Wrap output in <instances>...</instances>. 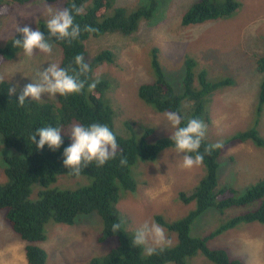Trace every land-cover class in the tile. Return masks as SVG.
Wrapping results in <instances>:
<instances>
[{"label":"rangeland","instance_id":"1","mask_svg":"<svg viewBox=\"0 0 264 264\" xmlns=\"http://www.w3.org/2000/svg\"><path fill=\"white\" fill-rule=\"evenodd\" d=\"M69 1L49 3L46 0H30L23 5L16 3L11 11H5L0 17V49L19 34L15 31L17 24L20 27L30 26L33 30L40 29L48 18V6L55 11L65 8ZM93 1L89 0L83 8H89ZM156 1L153 16L140 19L131 35L107 33L90 37L84 42L88 64L105 51L114 56L112 62L100 64L94 71L95 81L108 84L106 100L115 116L114 130L124 139L135 137L141 140L146 131L153 128L155 132L148 139L150 144L171 136L175 129L167 121L165 113L157 112L153 106L142 101L139 88L156 80L152 68L153 51H158L161 68L180 95L183 94L186 61L193 60V73L197 79L193 82L195 87H198L202 74L213 84L231 80L230 84L217 89L206 99L208 116L202 121L207 126L206 141L222 146L231 142L223 147L219 158V185L234 188L237 196H243L264 179V148L251 140H233L252 129H256L259 137L264 139V105L262 114L258 113L264 73L258 72L257 63L264 58V0H233L239 6L232 16L190 27L182 26V16L199 0ZM150 2L116 0L113 9H102L98 16L100 20L113 16L117 8H125L131 13L148 7ZM52 45L51 55L36 50L31 58L25 56L21 49L14 60L0 64V77L12 87L17 86L16 94H20L24 85L32 82L37 71L46 69L51 62L61 64L62 49ZM178 71L181 76L177 75ZM41 99L42 103L51 102L59 106V94L52 98L43 94ZM186 101L183 102L185 111L190 107ZM209 121H212L210 126ZM67 135L62 133V139ZM13 154L15 151L5 144L0 135V183L6 182L4 159ZM181 165V154L175 149H166L156 160H139L132 168V176L138 182L137 189L134 193L123 194L116 207L127 231L134 234L135 228H139L145 220L157 223V216L172 223L196 208L194 203L185 204L179 195L193 192L200 185L206 176V167L203 163L191 169ZM94 182V178L85 175H60L50 189L73 191L91 187ZM258 204L232 207L223 214L217 211L205 213L193 225L192 235L214 231L230 217L252 211L260 206ZM5 224L9 232L0 234V264H28L27 243L14 233L6 221ZM101 226V218L96 214L82 216L75 226L50 222L45 228L49 239L38 243L48 253L46 264H86L90 257L105 255L107 245L99 246L95 238L85 235H90L93 228ZM164 230L172 241L171 246H176L177 236ZM11 236H15L12 239L14 243L8 239ZM110 241L114 244V240ZM209 245L212 249L225 248L230 258L243 260L246 264H264V224L241 223L219 235ZM189 264L213 263L200 253Z\"/></svg>","mask_w":264,"mask_h":264},{"label":"trees","instance_id":"2","mask_svg":"<svg viewBox=\"0 0 264 264\" xmlns=\"http://www.w3.org/2000/svg\"><path fill=\"white\" fill-rule=\"evenodd\" d=\"M30 0H0V17L5 11H11L15 4L23 5ZM55 3L58 0H46ZM89 0H70L66 7L73 4L85 6ZM116 0H94L93 4L84 9L80 15L74 14V22L81 27L80 36L68 43L67 40L51 38V43L61 47L63 59L60 64L63 68L69 65L77 67L74 57L77 54L85 56L84 42L90 37H98L107 33H121L131 35L138 27L140 19H150L157 8V1L151 0L148 7L134 12L125 8H117L113 16L103 20L99 19L98 12L102 9L111 10ZM233 0H199L194 3L182 16V26L202 24L232 16L238 9ZM85 25L96 28L97 31L88 33L83 31ZM40 30L48 36L46 24ZM15 39H22L21 34L12 38L0 49V64L12 61L22 48L14 46ZM156 50V49H155ZM152 68L156 80L151 84H143L139 88V97L146 104L151 105L157 112H177L182 118L180 126H185L187 120L196 118L202 121L206 118V99L217 89L230 84L226 80L217 84L210 83L204 74L199 77L200 87L193 82L196 77L193 73L195 62L186 61V73L183 78V94H178L173 85L167 80L161 68L158 51H153ZM113 54L102 52L92 63L90 71L81 75L79 79L87 83L95 82V69L105 62L113 61ZM259 71L264 73V58L258 61ZM181 76L180 71L177 75ZM87 83L80 93L60 96L58 105L51 102H37L28 98L21 106L18 101L20 94L9 96L8 90L12 85L3 80L0 83V135L5 144L15 151V154L6 156L5 175L6 182L0 183V234L8 231L5 221L15 234L27 242L26 259L28 264H46L48 253L38 246V243L47 241L45 228L50 222L75 226L82 216L96 214L101 218L102 226L93 228L90 235L96 243L107 245L108 252L89 258L86 264H189V262L202 253L213 264H246L243 260L232 259L225 248L212 249L211 241L219 235L234 229L241 223L264 224V179L253 186L243 196H237L236 190L229 186L219 185V158L225 143L209 155L205 148L211 144L202 140L199 152L203 154V164L206 167V176L200 185L190 193H180V199L188 204L196 203V209L181 217L175 222L167 223L165 219L158 218L159 225L164 226L170 233L177 236V245L157 250L156 254L147 256L143 247L132 246L134 234L127 231L120 212L116 209L123 193H134L138 182L132 176V168L139 160L154 161L166 149H175L170 136L163 137L156 143H148V139L155 130L149 128L141 140L137 138L124 139L114 130V113L106 100V82H98L93 92L87 90ZM190 103L187 111L183 109V102ZM264 82L260 96L259 115L263 112ZM120 120V119H119ZM93 123L106 124L116 135L118 151L114 159L98 167L94 162L87 168H82L80 175H87L95 179L94 184L88 188L73 191H59L50 189L60 175H68L69 169L63 165V152L71 144L68 134L74 124L88 126ZM53 126L60 128L61 134L68 135L63 138L59 149L52 151L47 145L43 150L37 149L31 136L41 127ZM129 126V124H128ZM39 140V137H37ZM235 141H254L256 145L264 148V139L259 137L256 129L249 130L235 137ZM127 158V165L121 166V158ZM71 177H77L69 174ZM38 186V187H37ZM36 187V189H35ZM35 194V198H34ZM258 204L254 210L231 217L226 223L205 235L193 236L192 227L201 216L210 211L223 214L230 208L248 207ZM113 223H120L121 229L112 233ZM137 229V228H135ZM9 232V231H8ZM14 243L15 236L8 238ZM110 240H114L111 242Z\"/></svg>","mask_w":264,"mask_h":264},{"label":"clouds","instance_id":"3","mask_svg":"<svg viewBox=\"0 0 264 264\" xmlns=\"http://www.w3.org/2000/svg\"><path fill=\"white\" fill-rule=\"evenodd\" d=\"M83 11V6H77L76 4H73L71 8H58L55 11H53L52 6H48V18L45 20L48 36L46 37L45 33L39 28L33 30L30 26L20 27L17 24L15 31L21 34L22 39H15L14 46L22 48L25 56L29 58L34 56L36 50H39L40 53L51 55L53 51L51 38L67 40L68 43H71L72 40L80 36L81 27L74 22V14L80 15ZM83 31L93 33L97 29L85 25ZM74 63L77 67L74 68L69 65L68 68H63L58 63L51 62L48 63L49 66L46 69L37 71L31 79L32 82L24 85L21 90L18 97L19 104L23 106L28 98L39 102L42 100L43 94H48L52 98L57 94L65 96L80 93L85 89L87 82L79 79V77L88 73L90 67L85 60V56L82 54H77L74 57ZM258 72L261 73L259 68ZM3 79V77H0V83L3 82ZM97 83L98 81L87 83V90L93 92ZM16 92L17 86L10 87L8 90L9 96ZM164 115L175 129L174 133L170 136V140L174 143L176 152L181 154V166L185 169H191L201 165L204 156L199 152V149L206 134V124L199 119L190 118L187 120L185 126H180L182 118L179 113L169 111ZM211 124L212 121H209V126ZM61 131L58 127H41L31 136V140L39 150H43L45 145H47L50 150L56 151L63 143ZM68 134L71 138V144L64 149L63 165L69 169V174L71 175L82 176L80 175L82 168H87L92 162L95 161L96 165L100 167L116 157L118 151L116 135L106 124L93 123L88 126L74 124ZM37 137H39V140H37ZM221 146L220 143L209 144L205 148V153L210 155L213 150L219 149ZM127 163L126 157L121 158L120 165L122 167L126 166ZM194 204L196 206V203ZM195 209L194 207L193 210ZM158 218H162V216H157L156 222ZM164 228L158 222L145 220L136 229L131 241L132 246L143 247L144 253L147 256L156 254L157 250L164 251L165 248L172 245V241L167 237ZM120 229V223H113L112 233H117Z\"/></svg>","mask_w":264,"mask_h":264}]
</instances>
